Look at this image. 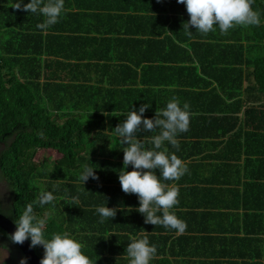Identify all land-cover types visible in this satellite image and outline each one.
<instances>
[{"label":"trees","instance_id":"16d2710c","mask_svg":"<svg viewBox=\"0 0 264 264\" xmlns=\"http://www.w3.org/2000/svg\"><path fill=\"white\" fill-rule=\"evenodd\" d=\"M16 2L0 0V145L7 147L2 172L16 194L15 207L3 212L16 221L38 198L31 191L37 190L40 176L59 181L51 189L55 201L34 205L36 215L47 219L45 237L70 233L95 264H130L126 247L132 237L144 235L157 248L150 264H264V0L253 5L261 13L259 26H237L222 34L215 25L216 31L206 35L184 27L181 17L188 12L177 0H65L59 22L47 31L37 28L45 19L41 14L15 9ZM157 22L191 31L193 40L188 46L160 45L165 46L164 60L176 66L169 84L178 86L182 80V88L171 90L170 97L160 91L169 84L155 87L160 84L148 82L132 66L135 53L126 54L114 74L115 67L107 65L111 50L120 46L138 50L142 44L162 43L144 41L150 25L151 33H160ZM195 95H201L203 106H195ZM173 97L181 106L184 101L190 105L188 130L209 125L221 130L222 141L227 138L219 158L225 164L216 166L213 159L209 165L186 164L196 170L178 181H164L179 189V204L172 209L176 215L182 208L195 210L192 224L179 216L187 224L182 234L146 224L137 211L138 196L122 191L119 173L131 171L132 165L124 169L127 144L114 132L123 119L120 113L149 104L144 116L154 118ZM105 113L113 125L102 123L94 135L95 118ZM157 132L141 130L136 136L151 148L147 141ZM198 137L206 135L201 130ZM183 140L179 154L166 143L169 152L182 158ZM40 150L58 156L52 173L49 162L34 163ZM85 165L95 168L99 180L82 183ZM223 205L243 208L245 227L209 226L208 214ZM100 206L116 208V216L101 223ZM0 246L12 254L11 264H20L22 252L2 228ZM35 250L43 254V246Z\"/></svg>","mask_w":264,"mask_h":264},{"label":"clouds","instance_id":"9594fccd","mask_svg":"<svg viewBox=\"0 0 264 264\" xmlns=\"http://www.w3.org/2000/svg\"><path fill=\"white\" fill-rule=\"evenodd\" d=\"M177 2L184 4L188 12L187 15L181 17L184 21V27L191 30L193 26L197 32L204 35L209 32H215V25L219 26L222 34H227L230 29H234L237 26L248 27L261 24L260 11L253 8L255 0H177ZM64 6L65 0H46V2L45 0H30L27 4H24L23 0H17L12 5L13 8L18 10L22 9L27 12L41 14L45 19L37 24V28L42 31H47L59 22L61 15L65 11ZM157 24L160 33H151L153 28L150 25V30L144 37V41L147 43L149 39H152L163 41L162 43L142 44V47L138 50H129L125 46L111 50L112 61L108 62L107 65L115 67V69H111L113 74L118 70L116 68L117 65L125 64V60L128 58L126 54L132 55L135 53L137 63L132 66L137 65L140 75L141 73L144 74L148 82L160 84L155 87H162V84L171 83L165 74L170 73L172 75L171 71L174 65L168 58L164 60L167 56L165 46L162 47L160 45H173L176 42V45L188 46V43L193 41L190 37L191 31L177 29L160 22H157ZM170 86L175 87L177 85L169 84L165 86L168 87L167 89L160 91H168L171 88ZM156 89L159 90L160 88ZM108 91H103L102 93L107 94ZM149 106V104H144L139 107L138 111L135 109L130 110L126 115V120L114 128L120 143L123 145L127 144V147L123 148L124 169H127L129 164L132 165L131 171L124 170L119 173V181L124 193L138 196L139 207L137 211L144 215L146 224L161 225L182 234L185 232L187 224L179 218V216L182 217L181 215H176L172 211L179 204V189L175 185L170 186L164 181H178L188 172V168L186 163L174 152L170 153L165 145L167 143L179 150L180 141L178 135L188 131L190 126V105L185 102L181 106L179 99L173 97L165 108L156 110L154 118H147L144 113ZM57 109L53 110L57 111ZM63 112L67 113L68 111L64 109ZM29 129L33 131L32 126ZM141 130L145 132H157L159 130L157 134L150 137L147 141V143L152 145L151 148H147L145 141L137 138L136 133ZM40 135L43 134L40 133ZM6 150V145L1 144L0 170L12 189L13 208L15 207L14 198H16V194L11 185L12 183L2 172V163L5 158L2 153ZM120 162L122 161L120 160ZM55 163H52L53 168L51 169L49 166L51 163H48V173H52L55 170ZM157 170H159V176L157 175ZM89 178L99 180L95 168L85 165L79 179L84 184ZM58 183L59 181L41 178L40 176L35 180L37 190L33 187L34 189L31 192L38 198L26 206L16 221L10 218L16 223L17 227L14 233L8 234L9 238L16 244H23L29 239L30 248H34V250L37 246H43V254L41 256L35 250L41 258L40 264H95L92 259L84 254V244L73 238L70 233H54L51 239L45 237L47 219L36 215L34 205L43 207L45 204L55 201L56 197L51 192V189ZM252 195L255 196V194ZM73 200L78 204V198L73 197ZM5 203V199H0V213L4 215L6 214L2 212V205ZM215 210L223 211L222 213L228 215L234 214L236 216L235 222H238V218H240L244 223L246 215L241 207L228 206L225 208V205H223L212 212ZM96 211L101 217V223L106 219H113L117 214L116 208L107 206H100ZM186 212H195V210L186 209ZM156 253L157 248L155 245L150 244L147 235L139 239L132 237L131 243L126 247V254L130 258V264H150ZM20 264H27V258H22Z\"/></svg>","mask_w":264,"mask_h":264},{"label":"crops","instance_id":"0c3cea01","mask_svg":"<svg viewBox=\"0 0 264 264\" xmlns=\"http://www.w3.org/2000/svg\"><path fill=\"white\" fill-rule=\"evenodd\" d=\"M176 68V66H173V70L171 71V73H173L174 69ZM166 78H168L171 82H172V77L170 73H166L165 74ZM178 82L180 85L172 87L170 86V90L168 91H163L162 93H166L168 97H170L171 95L174 94V92H172L171 90H177L179 88H182V80H181V76L178 79ZM191 88H184L185 91H190ZM182 95H179L177 97H180ZM188 96V95H186ZM165 98L164 101H168L169 98ZM97 101H100L101 99V94L97 95L96 97ZM193 100H195V106L199 105V106H203V98L201 97V95H195V97H193ZM185 103V101H184ZM98 104H100V102H98ZM97 112V115H99V112ZM123 115V119L120 120L116 125H114L115 127L122 123L124 120H126V112H122L120 113ZM201 114V113H198ZM198 114H193L195 118H198L199 115ZM203 115V114H201ZM102 116V114L100 115ZM108 115L103 118L100 119L99 118V123L100 125L102 123L104 124H112L108 119H107ZM97 118V117H96ZM95 118V121H96ZM113 125V124H112ZM202 130V132H204V134L206 135V138H199L198 137V133ZM223 130V129H222ZM221 130L220 129H214V127L212 126H206L204 129H200L198 128L195 124L192 130H188L186 132L180 133L178 135V139L179 140H183L182 143V152H183V157L181 158L186 164H210V161L213 159L214 163L216 166H218V164H225V163H219V158L221 157V153L223 151V141H227V138H225L223 141L220 139V137L218 136ZM96 134V131L94 132V135ZM217 135V136H215ZM115 136L117 137V135L115 134ZM166 147H168V149L170 150L169 145H165ZM181 149L179 147L178 150V154L180 153ZM214 157V158H213ZM243 161V160H242ZM196 170V168H189L188 173H193ZM208 176L210 177L211 174H208ZM231 203V202H230ZM182 212H178L177 215H181L182 217L184 216L187 220L191 221V224L193 223L192 221V216L191 214L192 212H186V209L182 208L181 210ZM223 211H218L215 210L213 214H208L209 216V226H217V227H224V228H236L238 226L240 227H245V224L239 219L238 222H235V218L236 216L234 214L232 215H228V214H224L222 213ZM257 234L256 233H252L250 234V237H256ZM260 243L261 241H254V244L256 243ZM237 245V243H236ZM236 245L234 248H236Z\"/></svg>","mask_w":264,"mask_h":264},{"label":"rangeland","instance_id":"374dc122","mask_svg":"<svg viewBox=\"0 0 264 264\" xmlns=\"http://www.w3.org/2000/svg\"><path fill=\"white\" fill-rule=\"evenodd\" d=\"M98 121L99 118H96L95 126H94V130L96 132H99L101 130V125ZM52 151H43V150L38 151L34 156V163L40 164L44 161L50 162L51 163L49 165L50 169L53 168L52 163L58 160V156ZM0 199L6 200V203L2 205L3 211H8L12 209V205H13L12 189L7 183V180L3 177L1 170H0ZM11 263H13V258L11 256L10 251L0 246V264H11Z\"/></svg>","mask_w":264,"mask_h":264},{"label":"water","instance_id":"95a60500","mask_svg":"<svg viewBox=\"0 0 264 264\" xmlns=\"http://www.w3.org/2000/svg\"><path fill=\"white\" fill-rule=\"evenodd\" d=\"M16 223L8 218L6 215L0 213V228L6 231L7 234H12L16 230ZM21 251L24 253V257L27 258L29 264H40L41 258L37 255L34 248H30L29 239L23 244H17Z\"/></svg>","mask_w":264,"mask_h":264},{"label":"flooded vegetation","instance_id":"af4514ba","mask_svg":"<svg viewBox=\"0 0 264 264\" xmlns=\"http://www.w3.org/2000/svg\"><path fill=\"white\" fill-rule=\"evenodd\" d=\"M22 255H23V257H24V254L22 253ZM21 259H22V257H21ZM27 264H28V262H27Z\"/></svg>","mask_w":264,"mask_h":264}]
</instances>
